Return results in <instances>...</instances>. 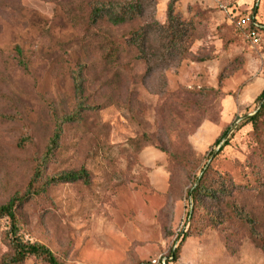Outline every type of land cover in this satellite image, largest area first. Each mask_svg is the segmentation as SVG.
Instances as JSON below:
<instances>
[{"label":"rangeland","instance_id":"374dc122","mask_svg":"<svg viewBox=\"0 0 264 264\" xmlns=\"http://www.w3.org/2000/svg\"><path fill=\"white\" fill-rule=\"evenodd\" d=\"M94 1L109 0H0V205L24 189L51 136L52 112L72 110L71 71L83 63L96 109L65 128L48 170L83 166L89 182L57 184L25 204L23 239L66 264H144L186 231L172 264H264L232 211L241 207L264 235V121L240 126L221 150L224 140L215 144L255 112L264 88V0H179L194 39L168 57L157 33L143 54L124 45L136 28L164 22L168 0H141L132 24L90 28ZM240 16L259 23L258 43L237 26ZM111 46L115 63L106 59ZM208 163L206 186L219 191L195 203L186 193ZM7 227L2 220L0 257Z\"/></svg>","mask_w":264,"mask_h":264},{"label":"trees","instance_id":"16d2710c","mask_svg":"<svg viewBox=\"0 0 264 264\" xmlns=\"http://www.w3.org/2000/svg\"><path fill=\"white\" fill-rule=\"evenodd\" d=\"M179 0H168L165 8V20L162 24H154L153 26H141L133 30L128 36L125 46L126 51L129 49L136 50L139 54L145 52L148 38L151 33H157L161 40L162 56H173L174 54H184L193 41L191 29L187 21L182 17L175 6ZM89 13L87 14V26L96 28L101 25L118 27L132 24L143 15L144 6L141 0H119V1H94L89 4ZM256 24L258 22L254 20ZM245 31L249 29L261 31V27H254L251 22L247 26L241 27ZM115 48V50H114ZM21 54V51L17 49ZM117 47L111 46L108 50L106 59L115 63L119 57ZM24 66V65H23ZM87 66L83 63H77L71 71L72 89L74 95V105L69 113L56 114L52 112L53 128L43 153L34 158V166L32 173L22 191L15 192L11 198L4 204L0 205V222L7 221V229L3 232V241L7 246L8 252L0 257V264H24L29 258H34L43 264H66L44 244L39 242H30L23 239L20 234L21 229V209L29 201L48 195L49 190L60 183H77L89 182L88 171L82 166L77 170H63L59 173H49V166L54 161V156L60 147V143L68 125H77L83 122L84 115L89 110H95L96 106L88 102L85 93L84 74ZM255 112L249 116H244L240 125L231 123L225 127L215 140V144H219L220 150L227 145L229 138L240 126L249 125L252 129H257L262 121H264V88L256 96ZM1 118H6L0 115ZM142 141L148 142V135L142 134ZM25 140L18 143L21 147ZM211 171V165L208 163L202 170L201 175L195 179L196 185L186 193L187 199L192 198L196 203L201 197H216L218 189L206 186V180ZM217 177L219 176L216 173ZM223 182V178L219 179V184ZM234 216L244 222L250 238L257 243L259 249L264 253V235L258 229V222L241 207L234 204L232 207ZM183 231L178 236V243L173 250V257L167 264L176 262L178 257V249L185 239ZM171 253V249L167 254ZM148 264V260L144 262Z\"/></svg>","mask_w":264,"mask_h":264},{"label":"built area","instance_id":"2783aa9c","mask_svg":"<svg viewBox=\"0 0 264 264\" xmlns=\"http://www.w3.org/2000/svg\"><path fill=\"white\" fill-rule=\"evenodd\" d=\"M249 22H251L254 27H259V25L256 24L253 19L249 20L247 16H240L236 19V24L238 27H245ZM245 35L252 43H258L259 36L256 30L249 29L245 31ZM175 247L176 245L171 248L170 254H159L156 257L148 259V264H167V262L170 261L173 257V250Z\"/></svg>","mask_w":264,"mask_h":264}]
</instances>
